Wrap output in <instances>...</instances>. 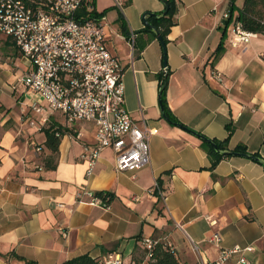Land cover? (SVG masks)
I'll return each instance as SVG.
<instances>
[{
    "label": "crops",
    "instance_id": "0c3cea01",
    "mask_svg": "<svg viewBox=\"0 0 264 264\" xmlns=\"http://www.w3.org/2000/svg\"><path fill=\"white\" fill-rule=\"evenodd\" d=\"M88 1L102 12L105 45L123 67L125 108L151 131L149 164L117 171L106 148L86 175L80 155L94 143L95 126L68 123L56 112L48 126L64 132L54 167L45 166L50 151L43 129L21 121L33 117L32 102L44 101L16 82L30 64L10 39L0 37V264H66L83 254L102 260L111 253L122 264H150L143 237L170 242L176 264L212 262L220 248L235 245L253 249L223 264H264L263 166L229 156L211 168L198 136L227 137L226 149L243 146L264 159V35L234 45L236 12L226 28L221 16L228 0H174L164 52L155 34L141 31L143 12L160 13L162 1ZM218 44L223 50L213 63ZM158 75L167 76L164 97L178 124L163 115ZM154 182L164 198L152 191ZM84 189L109 193L107 206L79 202L75 193ZM214 232L221 236L218 246L208 241Z\"/></svg>",
    "mask_w": 264,
    "mask_h": 264
},
{
    "label": "built area",
    "instance_id": "2783aa9c",
    "mask_svg": "<svg viewBox=\"0 0 264 264\" xmlns=\"http://www.w3.org/2000/svg\"><path fill=\"white\" fill-rule=\"evenodd\" d=\"M120 5V2H117ZM90 10L85 0H0V37L10 39L21 55L28 60L30 69L17 77L16 82L27 93L38 94L44 105H29L33 117L21 118L28 127L42 130L48 126L49 116L60 113L66 122L87 121L95 126L92 145H85L80 157L86 161V175L93 172L101 152L110 148L114 153L117 171L137 170L149 164L151 131L139 126L125 108L123 67L111 54L104 42V23L101 19L86 18L78 12ZM228 17V12L222 13ZM256 34L234 22L232 43L247 41ZM131 38L133 34L131 33ZM215 77L220 80V73ZM24 115V114H23ZM39 145L34 146L40 152ZM38 169H41L39 166ZM152 191L164 198L158 182ZM75 196L79 202L107 206L108 195L84 189ZM209 219V217H207ZM211 224L214 221L209 219ZM159 240L143 237L147 257ZM208 241L219 245L221 236L212 233ZM164 246L173 252L170 242ZM197 251V244L191 241ZM252 246L220 248L212 262L193 264H223L231 255L251 251ZM244 263V258H239ZM101 264H122L118 254H108Z\"/></svg>",
    "mask_w": 264,
    "mask_h": 264
},
{
    "label": "trees",
    "instance_id": "16d2710c",
    "mask_svg": "<svg viewBox=\"0 0 264 264\" xmlns=\"http://www.w3.org/2000/svg\"><path fill=\"white\" fill-rule=\"evenodd\" d=\"M85 3L86 4L89 3L91 7H90V10L88 11H86V7H82L80 9V11L78 12V15L82 16L81 20L86 19V18H91L95 20L99 19L102 12L97 13L95 11L92 1L85 0ZM167 3L169 7L165 15L159 18H156L154 16H150L147 18L149 23L157 27V29L159 30V33L162 37L164 45L167 42V34L169 32V28L174 23L173 15L176 9L174 0H167ZM234 6L237 7L236 14L233 19L234 22H239L241 24V27L244 30H247V31H250L256 34L259 33V34L264 35V0H243L242 5L240 7L236 5V0H228V8H227L228 17L224 19L225 28L228 26V24L232 20V17L234 14ZM118 20L121 23V25H124V19L121 13L119 14ZM141 31H147V32H150L152 35H154L153 31L151 30L148 24H145L143 29H141ZM123 34L128 36V32L126 31H123ZM143 46L144 44H141L139 46V50H142ZM222 50L223 48L221 44H218V46L212 53L211 62L214 63L219 58ZM158 78L160 81L159 102H160V105L163 111V115L167 118L168 121L178 124L177 119L168 109V106L166 104V100L164 97L167 76L158 75ZM43 131L45 134V146L50 151V156L44 160V164L47 167H54V165L50 163H52L53 156L58 150L59 140L64 131L60 127L57 128L52 125H49L45 129H43ZM226 140H227V137L222 141L211 139V141L216 144L218 149L227 148ZM202 146L206 149L207 153L211 157V165H210L211 168H213L215 164L222 158L230 156V155H222L216 152L213 149V147L204 139L202 141ZM234 150L240 151V152L245 151L243 146H237L236 148H234ZM262 166L264 169V165ZM96 194L104 195V196L110 195L109 193L104 192V191L96 192ZM148 258L151 261L150 264H176V260L174 258V252L170 251L167 247L164 246L163 243L159 241L150 250ZM66 264H101V260L99 258H93L87 254H83V255L76 256L68 260Z\"/></svg>",
    "mask_w": 264,
    "mask_h": 264
},
{
    "label": "water",
    "instance_id": "95a60500",
    "mask_svg": "<svg viewBox=\"0 0 264 264\" xmlns=\"http://www.w3.org/2000/svg\"><path fill=\"white\" fill-rule=\"evenodd\" d=\"M160 1L163 2L164 6H165V9L163 11H161L160 13H152V12L145 11L142 14V19H143L145 24H148L150 26L151 30L156 35L157 39L161 43V46L163 47L164 52H165V45H164L162 37H161V35L159 33V30L157 29V27H155L154 25L150 24L149 21L147 20V18L150 17V16H154L156 18H159V17L165 15L169 5L167 3V0H160ZM163 64L166 65L165 55H164V59H163ZM198 136L200 138L204 139L205 141H207L213 147V149L216 152H218V153H220L222 155L240 156V157H244V158H249V159H252V160L257 161L260 164L264 165V159L261 158L260 156L256 155V154L247 153V152H240V151H234V150H229V149H218L216 144L214 142H212L210 139L204 138L201 135H198Z\"/></svg>",
    "mask_w": 264,
    "mask_h": 264
},
{
    "label": "rangeland",
    "instance_id": "374dc122",
    "mask_svg": "<svg viewBox=\"0 0 264 264\" xmlns=\"http://www.w3.org/2000/svg\"><path fill=\"white\" fill-rule=\"evenodd\" d=\"M243 0H236V5H240L242 3ZM237 7L234 6V13L236 12Z\"/></svg>",
    "mask_w": 264,
    "mask_h": 264
}]
</instances>
